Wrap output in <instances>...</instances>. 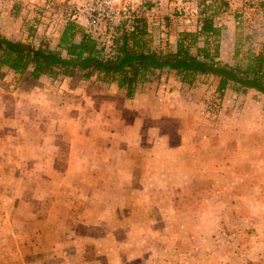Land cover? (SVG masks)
<instances>
[{"label": "rangeland", "instance_id": "1", "mask_svg": "<svg viewBox=\"0 0 264 264\" xmlns=\"http://www.w3.org/2000/svg\"><path fill=\"white\" fill-rule=\"evenodd\" d=\"M18 1L20 15L14 24L20 23L25 30L17 28L4 36L38 47L46 35L51 46L65 26L59 16L54 11L42 16L31 0ZM261 3L256 9L263 8ZM29 5L34 6L35 15L31 25L26 24L32 12ZM216 12L226 60L239 49L238 64H245L259 39L252 32L257 11L246 4H227L225 11ZM10 22L3 20L0 28L14 29ZM175 34L170 35L173 48ZM1 78L0 264H254L255 260L264 264V211L256 203L252 206L255 197L245 194L250 191L249 178L242 180V189L233 190L236 166L228 158L234 151L213 145L264 143V96L254 91L237 94L231 88L227 91L231 97L221 102L218 81L209 77L188 85L175 77L170 84L169 78L162 81L161 76L141 85L146 94L165 93L173 86L179 98L157 105L143 101L156 109L146 116V126H162L170 141L165 134L158 151L164 157L157 167L163 178L158 172L157 179H147L144 173L153 166L147 164V169L133 174L138 180H132L124 178L132 175L126 167L119 171L127 158L110 152L108 127L100 124L108 108L103 98L117 87L111 90L96 76L84 80L81 73L68 79L61 76L54 85L48 81L30 84L27 74L13 88L11 75L2 73ZM91 98L95 102L90 104L97 109L92 128L97 136L93 142L78 143L74 120ZM64 101L70 103L64 110L70 115L67 123L59 125L64 120L59 121L58 104ZM166 107L180 114L162 117ZM208 143L210 152L205 151ZM169 144L181 146L180 156L182 150L188 159L194 157L192 179H166V172L174 169L165 163L170 159ZM247 145L242 152L249 156ZM206 154L207 164L203 162ZM119 157L120 162L108 161ZM241 170L249 174V164ZM135 204L141 208L134 210ZM122 205H127L124 211Z\"/></svg>", "mask_w": 264, "mask_h": 264}, {"label": "trees", "instance_id": "2", "mask_svg": "<svg viewBox=\"0 0 264 264\" xmlns=\"http://www.w3.org/2000/svg\"><path fill=\"white\" fill-rule=\"evenodd\" d=\"M74 27L68 25L61 39L60 45L66 50V55L50 50L45 44L37 47L0 34V79L2 73H6L11 75L12 84L17 85L29 74L28 82L35 84L42 77L56 82L61 76L68 79L81 73L84 80L96 76L103 83H116L126 90L129 97H133L140 85L161 78L163 73L174 72L182 83L188 85L194 84L199 77L216 79V93L221 102L231 88L237 94L254 91L264 96V45L260 51L250 53L243 65L222 62V31L212 17L206 18L201 33L180 34L174 48L172 46L161 54L145 50L142 48L144 45L139 51L131 49L124 37L121 55L115 62L100 59L97 45L90 39L83 38L79 45L73 44ZM193 50L196 54L192 53ZM239 53L238 49L236 56Z\"/></svg>", "mask_w": 264, "mask_h": 264}, {"label": "crops", "instance_id": "3", "mask_svg": "<svg viewBox=\"0 0 264 264\" xmlns=\"http://www.w3.org/2000/svg\"><path fill=\"white\" fill-rule=\"evenodd\" d=\"M28 1V0H25ZM30 1V0H29ZM18 0H8L5 2L0 0V24L2 25L3 20H10V25H14V29H8L6 30L4 27L1 26L0 28V34L3 36H8L10 33L14 32V30H17V28H22V31L25 30L23 26H21L20 23L14 24L15 21H18V17L20 15V9L21 7L18 5ZM261 6L263 8L254 10L257 11V14H254L253 21L255 26L252 27V32L256 34L257 37H259L258 42L255 44L256 51H260L264 45V3H261ZM258 7V6H257ZM32 12H30L29 18H27V25H31L35 20L31 21V18L34 17L33 15V8L34 6L29 5V7ZM263 9V10H262ZM251 11V10H250ZM240 19V17H239ZM24 23V22H23ZM21 26V27H20ZM45 27V26H44ZM68 26H64L63 28H60L58 31V39H54V43L51 44V46H48L52 51H58L61 49V52L65 54L66 50L60 45L61 39L66 32ZM21 31V32H22ZM24 32V31H23ZM22 32V33H23ZM74 33V39L73 44L79 45L83 38H85L83 31L79 30L77 27H74L73 30ZM46 34L50 37L52 34V31L49 30ZM180 34H175V45L177 44V40L179 39ZM5 36V37H6ZM46 36V35H45ZM43 37L42 44L48 45L47 41L50 40L49 38ZM224 37V36H223ZM222 37V39H223ZM8 38V37H7ZM32 38V37H31ZM21 41V40H18ZM223 41H220V60L225 63H230L231 65H240V60L238 59L239 56H236V52L233 54V58L231 60H226L224 55V48H223ZM253 47L251 49L252 53ZM255 51V52H256ZM253 54V53H252ZM176 78V80L180 79L176 73L170 72V73H163L162 74V81L166 78L170 79V84L175 83L173 82V78ZM165 78V79H164ZM48 81L47 83L52 84V80L47 79L46 77H42L40 82ZM11 82V80H10ZM9 82V85L11 88H13V84ZM180 82L182 83L181 79ZM30 83V82H28ZM39 83V82H38ZM66 84V82H64ZM31 84V83H30ZM54 85V84H52ZM108 86H111V90L115 89L117 87L119 89H116L117 91L114 92L112 95H106L105 102L106 105H108V108L104 109L105 112L102 115V118L100 119V124L106 125L108 128L105 130L106 136L108 138V143L110 146L109 150L114 154V157L116 156H124L126 157V162H122V167L119 169V171H125L123 170L124 167H126L127 170L131 171L130 173L132 175L125 176L124 178L129 179H137L138 175L135 177V173H140L141 169H144V167L147 169V164L153 165L152 170L148 172V174L144 173V176L147 179H157L155 178L157 173L159 172L158 177L163 178V172H160V170L157 168L158 166L162 165V159L164 158L161 153H158L159 149L162 151V144L160 142H164V137L167 136V140L170 141V137L168 134L164 133L162 126H154L149 127L146 126V116L148 114L153 113L152 107L150 105L147 106L144 105V100H148L149 104H155L157 105V102H167V101H176L179 98V95L174 91V87H170L167 92L165 93H155L152 92L150 94H146L141 90V85L139 88H137L135 94L133 97H129L126 90L120 88L117 84H107ZM106 90L108 88H105ZM55 90V89H53ZM63 90V89H61ZM123 90V91H122ZM57 91V90H56ZM54 92V91H52ZM13 93V89H12ZM54 96L56 93H52ZM226 97H231L229 95V92L226 93ZM54 98V97H53ZM236 98V97H235ZM225 99V98H224ZM227 99V98H226ZM77 101V97L75 98ZM75 101V103H76ZM95 102L94 98H91L89 102H86V106L84 108H80L79 110L77 108H72L73 110H78L77 116L74 120L75 125V132L74 135L77 137L78 143H88L93 142L95 136H97V133L94 131L93 126L95 123V116H96V108H94L90 103ZM224 102V100H223ZM74 103V104H75ZM73 106L75 107V105ZM64 105V106H63ZM70 105V103H65V101L62 104H58L59 113L62 115H59V121L64 120V122H59V125L65 124L68 122L67 115H70L66 109V106ZM83 106V105H82ZM81 106V107H82ZM172 106V105H171ZM174 106V105H173ZM153 109V110H152ZM180 111L163 109L161 111L162 117H175L177 116ZM180 114V113H179ZM200 115V112H198ZM88 128V129H87ZM147 132H150L148 135ZM166 134V136H164ZM169 137V138H168ZM163 138V139H161ZM193 138V137H192ZM205 138H208L207 135H205ZM191 140V139H190ZM195 139H192V143ZM199 141V140H198ZM95 143H98L96 141ZM197 143V142H196ZM209 144V143H208ZM222 145L224 149H229V151H234L232 153L234 156L228 158V162L235 163L236 171L234 172V180L237 182L235 183L234 189L235 192L237 191V186L241 189L243 188L242 180L243 179H250L251 185L249 186L248 192H246V195H251L252 197H255V201L252 202L256 203L257 208L260 207L261 211H264V199L259 201V197H264V143H213V145ZM224 144V145H223ZM248 144V145H247ZM212 145V146H213ZM250 149V155L246 156L244 155L243 148L246 147ZM209 147L206 148V152H210L211 150L210 144ZM152 148V149H150ZM181 148V146L178 147H172L170 144L168 148H166L170 156H168L169 161L165 160V163H170V167L174 168L171 171H167L166 179L170 178L171 180H177L179 177L186 178L187 180L193 178L194 174V166H195V160L188 159L187 154L183 155L181 150V156L178 151V149ZM208 150V151H207ZM168 153V152H167ZM174 156H171L173 155ZM176 155V156H175ZM208 154H206V159L203 161L205 164L207 162H210V158L207 157ZM192 156H194L192 154ZM113 157V156H112ZM110 157V158H112ZM108 161L115 163L120 162V157L115 160L114 158L111 160L108 159ZM122 161V160H121ZM249 164L250 167V173H243L241 170L242 166H246ZM156 165V167L154 166ZM188 167L187 169H184L183 172L180 171L182 167ZM174 170V171H173ZM114 174V173H113ZM143 174V173H142ZM139 179H142L140 176ZM167 185V184H166ZM165 185V186H166ZM146 187V184H144L143 189ZM232 192V189H231ZM146 193H150L149 189H147ZM152 193V192H151ZM244 194V195H245ZM217 195L216 193L213 194V196ZM210 199V198H209ZM209 201V200H208ZM121 210L124 211L123 208H127V205H122ZM141 207L138 204L134 205V210L140 209ZM237 217V216H236ZM232 262L233 258L228 259ZM237 260V257H234V261ZM240 260V259H239ZM254 264H258V262L261 261H254Z\"/></svg>", "mask_w": 264, "mask_h": 264}, {"label": "built area", "instance_id": "4", "mask_svg": "<svg viewBox=\"0 0 264 264\" xmlns=\"http://www.w3.org/2000/svg\"><path fill=\"white\" fill-rule=\"evenodd\" d=\"M31 1L38 5L37 11L42 16L54 11L65 26L74 25L81 29L85 38L96 43L100 59L115 62L121 55L124 37L131 49L139 51L144 45L145 50L165 53L172 47L170 35L173 31L178 34L201 33L207 17L214 18L216 24L217 9L225 11L227 4L257 8L264 0ZM49 25L50 22L44 26L48 28ZM254 50L255 47L252 53Z\"/></svg>", "mask_w": 264, "mask_h": 264}]
</instances>
